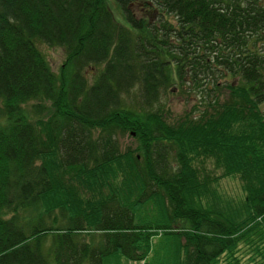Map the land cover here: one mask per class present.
I'll return each mask as SVG.
<instances>
[{"label":"trees","instance_id":"trees-1","mask_svg":"<svg viewBox=\"0 0 264 264\" xmlns=\"http://www.w3.org/2000/svg\"><path fill=\"white\" fill-rule=\"evenodd\" d=\"M260 220L264 0H0V264L143 260L158 230L147 264H215Z\"/></svg>","mask_w":264,"mask_h":264},{"label":"rangeland","instance_id":"rangeland-1","mask_svg":"<svg viewBox=\"0 0 264 264\" xmlns=\"http://www.w3.org/2000/svg\"><path fill=\"white\" fill-rule=\"evenodd\" d=\"M114 12L118 21L126 24L124 17L118 8L114 7ZM145 9L139 10L138 14H144ZM172 20V17H170ZM39 48L46 57L50 64L51 69L58 73L65 61V52L63 48L58 46L49 45L47 43L41 42ZM191 92L189 94H182L180 92H173L165 104L166 115L171 119L179 118L183 116L185 112L191 109L192 99L195 97ZM193 97V98H192ZM192 98V99H191ZM47 104H51L47 102ZM121 146L135 144L132 136L127 133L124 136H120ZM215 187L218 193L225 198L240 199L245 196L244 191L241 188L240 182L231 176L220 177L218 182L215 183ZM260 221H255L256 228L252 232H248V235H243L245 239H241L236 248L233 251H226L219 255L216 259L215 264H264V224H260ZM259 223V224H258ZM163 232V231H162ZM161 230H158L157 234L152 237V248L145 259L143 260H133L128 259L124 256H109L107 259L103 260L102 264H147L158 262V256L162 254L159 251V245L162 239ZM86 234L87 233H82ZM97 236L99 233H97ZM47 238V237H46ZM49 238V237H48ZM88 239V237H85ZM49 241V240H48ZM49 243V242H47ZM53 249L49 247L43 248L45 256L48 258L49 264H55ZM90 260L86 261V264H91Z\"/></svg>","mask_w":264,"mask_h":264}]
</instances>
